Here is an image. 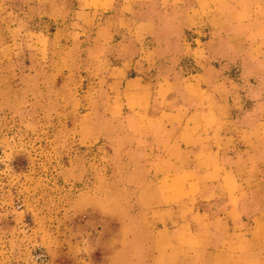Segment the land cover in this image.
<instances>
[{"label": "rangeland", "instance_id": "374dc122", "mask_svg": "<svg viewBox=\"0 0 264 264\" xmlns=\"http://www.w3.org/2000/svg\"><path fill=\"white\" fill-rule=\"evenodd\" d=\"M230 2L248 16L238 29L253 42L264 37V0L217 5ZM73 8L74 0H0V264H154L147 234L159 224L140 193L148 139L132 115L115 112L109 56L101 57L94 29L77 27ZM203 22L199 32H165L158 41L176 52L182 39H209L224 71L228 56L218 47L226 37L210 36ZM251 62L237 60L233 73L264 68V59ZM250 84L238 80L255 93ZM250 155L263 176L249 214L264 208V144Z\"/></svg>", "mask_w": 264, "mask_h": 264}, {"label": "crops", "instance_id": "0c3cea01", "mask_svg": "<svg viewBox=\"0 0 264 264\" xmlns=\"http://www.w3.org/2000/svg\"><path fill=\"white\" fill-rule=\"evenodd\" d=\"M238 7L217 0H74L77 27L94 29L101 57L109 56L115 112L132 115L138 135L148 139L151 165L140 193L159 224L147 234L156 264H264V208L246 211L263 176L250 153L264 144V68L233 73L237 60L261 64L264 37L253 42L238 29L248 18ZM201 18L210 36L226 37L218 47L228 56L224 71L209 39H182L176 52L158 41L165 32H199ZM239 79L257 91L239 89Z\"/></svg>", "mask_w": 264, "mask_h": 264}]
</instances>
